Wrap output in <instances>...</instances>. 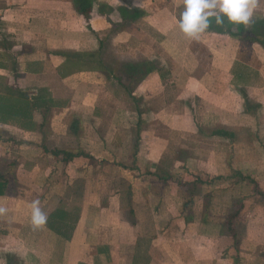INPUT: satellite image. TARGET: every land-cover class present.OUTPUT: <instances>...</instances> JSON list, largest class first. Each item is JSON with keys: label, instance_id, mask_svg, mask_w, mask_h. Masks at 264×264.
<instances>
[{"label": "crops", "instance_id": "0c3cea01", "mask_svg": "<svg viewBox=\"0 0 264 264\" xmlns=\"http://www.w3.org/2000/svg\"><path fill=\"white\" fill-rule=\"evenodd\" d=\"M90 2L0 0V264H264V49L189 40L183 0ZM35 200L80 206L70 240Z\"/></svg>", "mask_w": 264, "mask_h": 264}, {"label": "trees", "instance_id": "16d2710c", "mask_svg": "<svg viewBox=\"0 0 264 264\" xmlns=\"http://www.w3.org/2000/svg\"><path fill=\"white\" fill-rule=\"evenodd\" d=\"M77 1H78L77 12L86 18L90 16V12H91L90 0H77ZM139 16H140L139 13H137V16H135L134 14L132 19H135V17L137 18ZM208 31L214 32L216 34L229 35L236 39L256 43L264 49V20L260 21V23L257 26H254L253 29L250 31L246 30L245 26H234L227 23H225L222 26H218L213 21ZM154 70H156L155 66L148 64L146 65V67H144V69L136 68L135 71L130 75V77L137 78V80H140L141 78H144L146 75L150 74ZM78 129H79V120L74 119L69 125V130L77 131ZM51 154L55 158H61L63 162H69L74 158L80 156L90 158L84 152L73 153L70 151L58 150V149L51 151ZM5 187H6L5 179L4 177L0 176V196L4 194ZM238 202L234 201L232 205V209L226 215L224 222L222 224L226 234L228 235L233 234L231 231L232 224L234 222L239 221L241 218L240 216L242 212V205L240 204V201ZM191 203H192L191 201L186 202L184 207L187 208L190 207ZM79 213H80V206L76 203L68 209L60 206L48 216L46 226L48 227V229H50L60 238L64 240H70L72 233L75 229V226L78 222Z\"/></svg>", "mask_w": 264, "mask_h": 264}, {"label": "clouds", "instance_id": "9594fccd", "mask_svg": "<svg viewBox=\"0 0 264 264\" xmlns=\"http://www.w3.org/2000/svg\"><path fill=\"white\" fill-rule=\"evenodd\" d=\"M255 8L256 0H183V11L177 24L182 35L189 40H196L211 27L213 21L218 26L225 23L234 26L248 25ZM6 211V208L0 206V215ZM47 220L40 201H33L30 218L32 227L43 228Z\"/></svg>", "mask_w": 264, "mask_h": 264}]
</instances>
